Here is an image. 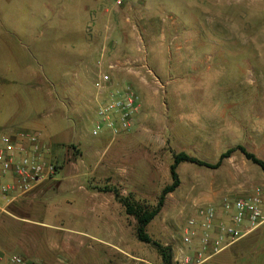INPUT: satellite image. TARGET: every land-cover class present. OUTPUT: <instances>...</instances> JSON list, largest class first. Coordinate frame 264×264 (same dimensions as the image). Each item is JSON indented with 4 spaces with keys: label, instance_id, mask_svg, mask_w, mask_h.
I'll list each match as a JSON object with an SVG mask.
<instances>
[{
    "label": "rangeland",
    "instance_id": "374dc122",
    "mask_svg": "<svg viewBox=\"0 0 264 264\" xmlns=\"http://www.w3.org/2000/svg\"><path fill=\"white\" fill-rule=\"evenodd\" d=\"M59 1L64 4L66 0ZM91 2L74 0L67 3L72 6L71 21H79L82 16L83 22H87L88 17L80 7ZM148 2L150 7L124 17L129 37L127 43H117L114 48L129 56L146 57L154 64L165 63L163 58L167 56L169 70L144 75L142 80L134 76L118 77L128 81L139 95L142 110L135 128L142 135L141 141L137 140L136 147H132L130 179L123 181L121 176L114 181L113 172L104 166L105 171L99 174L91 172L88 183L91 186L113 185L123 196L131 193L134 198L154 204L161 189L170 183L169 166L173 153L185 152L215 163L222 152L240 144L264 161V0ZM15 7L16 0H0L5 16ZM219 9L224 10L226 18H220ZM237 24L242 34L236 39ZM189 31L192 33L190 47ZM226 36L233 38L228 40ZM189 52L193 54L190 62L187 60ZM238 103H246L242 104L246 114H242L244 119L241 120L235 115ZM13 111L0 102V134L21 127L22 121ZM219 112L224 113L220 119L223 133L222 141L217 142L211 137L219 134L211 132L213 128L208 124L219 121ZM96 119L93 113L85 119L81 127L85 140L100 137L111 140L107 130L97 137L91 135ZM78 151L71 150L73 158L77 157ZM177 173L178 189L167 195L162 210L146 227V232L172 250V264H184L182 252L187 256L193 254V250L183 244L184 230L197 208L219 203L225 196H247L258 186L264 188V173L245 160L239 151L217 169L182 163ZM125 182L132 190L124 189ZM56 188L54 194H61L60 201L66 193L58 189L59 186ZM37 199L21 202L17 212L33 213V218L45 222L59 235L51 240L45 236L39 238L38 245H44L48 251L41 259L34 260L38 264H162L153 247L137 241L135 220L126 216L122 209L117 208L114 221L98 224L93 218L84 219L83 214L77 220H68L66 206L56 209L49 202L51 198L40 196ZM56 212L59 214L54 218ZM109 228L115 229V236L108 235ZM41 231L49 232L47 229ZM76 236H82L83 245H79V238L78 244L67 243L68 237Z\"/></svg>",
    "mask_w": 264,
    "mask_h": 264
},
{
    "label": "crops",
    "instance_id": "0c3cea01",
    "mask_svg": "<svg viewBox=\"0 0 264 264\" xmlns=\"http://www.w3.org/2000/svg\"><path fill=\"white\" fill-rule=\"evenodd\" d=\"M70 1L73 3L74 0H66L64 4L59 0H16L15 9L7 16L0 8V102L14 110L13 114L22 121L18 130L8 134L18 131L38 134L49 149L47 159L60 168L52 179L36 184L29 193L17 200L9 204L0 202L6 211L0 214V251L5 254L16 252L32 261L41 259L48 251L44 245H38L39 238L45 236V239L51 240L59 235L45 222L33 218V213L26 215L17 212L21 202L39 200L37 197L40 196L49 197L52 199L50 204L56 209L59 206L67 207L65 213L68 220H77L83 214L84 219L93 218L98 224L114 221L117 208L124 211L111 193L93 191L88 183L91 172L99 174L105 171L104 166L107 171L113 172L114 181L121 176L123 181L130 179L132 147H136L137 140L141 141L142 136L136 132V128L116 140H105L103 137L85 140L81 134L85 119L95 114L93 82L100 58L105 65L115 64L114 76L121 78L134 76L142 80L144 75L146 77L151 73H166L169 70L167 56L163 58L165 63L154 64L146 57L129 56L123 50L114 48L117 43H127L129 37L124 17L150 7L149 0H130L121 9L114 8L111 0H91V3L80 7L88 17L87 22H83L82 16L79 21H71L72 6L67 4ZM209 1L228 3L230 0ZM240 1L235 0L237 3ZM218 13L220 18H226L224 10L219 9ZM225 28L228 29L227 23ZM235 31V38H241L238 35L242 34V30L238 24ZM191 35L189 31V47ZM232 38L226 36L228 40ZM192 55L191 52L187 54L189 62ZM188 66L192 68L190 64ZM242 104L246 105L240 103L235 113L240 120L244 119L242 114H246ZM218 115L219 121L208 125L213 128L211 132L219 134L211 137V140L220 142L223 133L220 119L224 113L219 112ZM72 149L79 150L76 158H73ZM128 184L125 182L124 189L132 190ZM57 186L66 193L60 201L58 197L61 194H54ZM141 194L142 188L139 189ZM37 212L42 213L39 210ZM55 214L59 213H54V218ZM219 218L230 222L221 211ZM42 229L49 232L44 233ZM107 232L109 236L116 235L114 228L107 229ZM80 237H68L67 243L78 244L76 240L79 238V245H83ZM199 238L197 236L189 246L193 250L191 264H196V258L201 253ZM50 245L53 246V243L50 242ZM202 258L204 260L198 264H264V225L226 246L217 255L208 257L203 252Z\"/></svg>",
    "mask_w": 264,
    "mask_h": 264
},
{
    "label": "built area",
    "instance_id": "2783aa9c",
    "mask_svg": "<svg viewBox=\"0 0 264 264\" xmlns=\"http://www.w3.org/2000/svg\"><path fill=\"white\" fill-rule=\"evenodd\" d=\"M112 6L124 8L130 0H111ZM146 2L147 0H134ZM103 57V54L101 55ZM115 64L106 65L100 58L97 75L93 82L96 121L91 135L97 137L104 130L111 140L130 133L138 120L142 106L139 95L125 79L115 75ZM49 149L38 134L18 131L0 134V202L9 204L29 193L36 184L52 179L57 165L47 159ZM1 204V203H0ZM220 211L227 215L229 223L219 218ZM0 206V214L5 213ZM264 225V188L255 187L244 197H223L218 204H207L197 208L195 216L187 221L183 244L191 246L199 236L201 253L196 264L217 255L226 246L238 241L251 231ZM182 262L193 260L182 252ZM0 264H38L20 254H5L0 251Z\"/></svg>",
    "mask_w": 264,
    "mask_h": 264
},
{
    "label": "trees",
    "instance_id": "16d2710c",
    "mask_svg": "<svg viewBox=\"0 0 264 264\" xmlns=\"http://www.w3.org/2000/svg\"><path fill=\"white\" fill-rule=\"evenodd\" d=\"M239 151L245 160L256 165L264 173V161L259 159L255 154L249 152L244 146L236 145L222 152L215 163H209L191 156L185 152L172 154V163L169 166L170 183L165 185L154 204H149L142 200H137L132 194L126 196L121 195L119 189L113 185L91 186V190L99 193H111L115 200L123 207L126 216L132 217L135 220V237L137 241L143 244L150 245L155 249L162 264H172V250L168 246H164L158 241L153 240L146 232V227L157 217L162 210L167 195L176 191L180 185V179L177 173V168L182 163H189L199 167L209 169L219 168L223 161L230 158L233 153ZM57 167V171H59Z\"/></svg>",
    "mask_w": 264,
    "mask_h": 264
}]
</instances>
